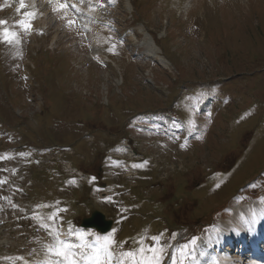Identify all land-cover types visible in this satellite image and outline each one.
<instances>
[{
    "label": "rangeland",
    "instance_id": "obj_1",
    "mask_svg": "<svg viewBox=\"0 0 264 264\" xmlns=\"http://www.w3.org/2000/svg\"><path fill=\"white\" fill-rule=\"evenodd\" d=\"M66 1L76 7H69ZM35 2L36 9L47 12V17L40 16L39 25L47 37L39 32L30 45L25 42L26 31L19 26L22 21L5 12L11 2L0 0V21L5 22L0 25V123L4 136L24 142L22 150L31 148V154L54 145L70 147L80 155V123H88L95 136L104 132L106 136L124 137L131 147L129 156L136 161L145 157L149 165L142 162L139 172H129L117 170L118 165L109 167L106 159L103 173L110 185L107 192L113 197L122 191L119 203L108 200L101 204L96 201L97 190L86 189L91 208L58 209L55 221L50 222L40 215L28 219L23 204L18 205L15 217L4 211L2 206L13 201L11 190L8 199L2 193L4 169L10 171L14 165L2 170L0 160V264H56L57 260L64 264L48 249L56 246L57 238L65 231L73 237L70 244L80 251L84 245L88 253L94 242L100 247L104 238L110 237L111 264H133L123 253H139L140 247L151 259L153 253L147 251L150 246L157 249L152 264L157 260L160 264H186L190 258L184 246L190 245L189 235L194 236L198 228L209 223L220 228V222H216L219 217H224L220 221H228L233 212L228 210L226 215L224 207L235 209L237 203H243L230 198L247 183L251 182L248 194L259 189L258 182H252L258 180L263 182L258 195L264 193V0ZM58 4L67 7L58 10ZM11 28L17 31L18 42L9 44L3 32ZM20 45L26 47L29 56H24L18 66L17 59V63L8 59L3 46L16 50ZM92 51L101 52L105 66L91 59ZM23 63L35 83L28 88L17 79ZM9 65L16 66V70ZM158 80L163 83L161 88L150 86L151 81ZM203 98L212 101L210 114L199 112ZM96 99L102 104L110 101L113 111L107 112L98 102L94 104ZM164 105L170 106L173 119L189 131L195 127L201 130L196 135L201 141L187 151L179 148L180 153L174 155L152 135L136 131L131 125L122 128L130 115ZM33 113L37 115L30 121L24 116ZM36 121L40 125L34 129ZM74 121L78 122L77 128L69 124ZM10 140L6 137L7 144ZM85 141L89 157L86 168L94 172L101 165V154L96 152L99 145L90 138ZM115 155L121 156V151L109 153L108 158ZM71 156H76L75 152ZM77 159L80 163L81 158ZM70 161L77 167L74 159ZM29 169L30 173L22 177L23 188L30 183L37 196L49 199L54 193L51 182H58L59 175L50 170L39 172L34 160L29 162ZM62 182L74 186L76 181L67 175ZM121 185H125L126 192ZM249 195L247 203L255 198ZM37 196L31 195L34 205L38 204ZM90 209L113 221L105 235L90 233L94 242L70 223V219L74 222ZM214 231L208 230L199 240L204 235L210 239ZM153 237H159V242L153 244ZM199 240L191 264H196ZM75 258L84 264L81 255L76 253Z\"/></svg>",
    "mask_w": 264,
    "mask_h": 264
},
{
    "label": "snow or ice",
    "instance_id": "obj_2",
    "mask_svg": "<svg viewBox=\"0 0 264 264\" xmlns=\"http://www.w3.org/2000/svg\"><path fill=\"white\" fill-rule=\"evenodd\" d=\"M65 7H67V5L58 4V10H62ZM23 8H25L24 0H20V9H23ZM26 15L28 17H33L34 13H27ZM4 23H5L4 21H0V25ZM69 23H72V22L70 21ZM19 26L22 27L25 31H28L31 28V22L22 21ZM3 37L6 43L11 44L13 42H18L16 41L17 33L15 32L5 30L3 32ZM133 167H138V165H133ZM49 219L54 222L55 215L49 217ZM251 223H255V220H253ZM246 226H247V222H246ZM152 240H153V244L158 243L159 237H153ZM104 241L105 243L100 247L93 246L91 253H87V252L81 253V260L84 261V264H111L112 254L109 251V246L111 243L110 237H105ZM191 244L195 245L196 240L193 239L191 241ZM73 247L74 246L72 244L67 243L63 240H59V238H57L56 246L54 247L50 246L48 250L53 256L62 258V260L64 261V264H80V261H78L75 258V253L72 251ZM187 248H188V245H185L184 249H187ZM145 251L146 250L143 247H140L139 253L126 252V253H123V255L125 257L131 258L133 261V264H152V260L156 259L155 254L157 252V249L154 246H150L147 249L148 252L153 253V256L151 257V259L145 256ZM162 251H163V246H161V249H160L161 254H162ZM182 252H183V249H182ZM137 255H139L140 257L139 260H137ZM56 264H60V261L57 260ZM156 264H160V262L157 260ZM213 264H216V262L214 261Z\"/></svg>",
    "mask_w": 264,
    "mask_h": 264
},
{
    "label": "bare ground",
    "instance_id": "obj_3",
    "mask_svg": "<svg viewBox=\"0 0 264 264\" xmlns=\"http://www.w3.org/2000/svg\"><path fill=\"white\" fill-rule=\"evenodd\" d=\"M29 5L33 6L34 8L36 5L35 0H28ZM42 4V3H41ZM40 4V5H41ZM44 9V8H43ZM35 10V9H34ZM42 10V8H41ZM38 17L41 15L43 16L47 14L46 10L44 11H38L36 10ZM45 17V16H43ZM47 17V15H46ZM246 213H248L251 216L252 221L255 220L254 225V230H247V228L242 224L240 217H239V212L235 210L233 213V217H231L228 221H222V227L221 228V233L220 235H216V237L213 238L210 244H205L207 243V240L204 238L201 242L205 244L204 247L198 249V255L199 257L197 258L198 263H202L203 261H209L211 260L210 255L211 254H216L217 252H223L225 249L222 248V244L227 242L231 238H235L238 240L241 244L245 242V238L247 236H250V241L255 244L260 238V236L264 235V204L261 205V207H256L252 203L248 204L247 206L243 207ZM246 236V237H245ZM200 242V243H201ZM215 250V251H213ZM229 248L226 250L228 251ZM239 253V251L237 252ZM221 261H219V264H244L243 260L241 258H231V256L228 253H223L221 256ZM264 262V261H262Z\"/></svg>",
    "mask_w": 264,
    "mask_h": 264
},
{
    "label": "water",
    "instance_id": "obj_4",
    "mask_svg": "<svg viewBox=\"0 0 264 264\" xmlns=\"http://www.w3.org/2000/svg\"><path fill=\"white\" fill-rule=\"evenodd\" d=\"M99 216L100 215L98 213H95L93 215L94 222L88 220V221L83 222L82 226H85V227H92V226H94V227H97L101 232H105L108 229L110 223L103 224V223L100 222L101 220L99 222H96L97 219H95V217L98 218Z\"/></svg>",
    "mask_w": 264,
    "mask_h": 264
}]
</instances>
